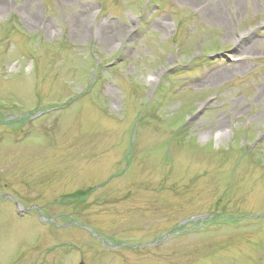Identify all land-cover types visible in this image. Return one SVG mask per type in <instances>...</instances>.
Returning a JSON list of instances; mask_svg holds the SVG:
<instances>
[{"label":"rangeland","instance_id":"1","mask_svg":"<svg viewBox=\"0 0 264 264\" xmlns=\"http://www.w3.org/2000/svg\"><path fill=\"white\" fill-rule=\"evenodd\" d=\"M0 186V264H264V0H0Z\"/></svg>","mask_w":264,"mask_h":264},{"label":"flooded vegetation","instance_id":"2","mask_svg":"<svg viewBox=\"0 0 264 264\" xmlns=\"http://www.w3.org/2000/svg\"><path fill=\"white\" fill-rule=\"evenodd\" d=\"M41 212L39 207L31 205L24 207L14 191L3 190L0 186V226L15 225L21 218H25L31 211ZM42 221L49 222L51 218L41 216Z\"/></svg>","mask_w":264,"mask_h":264},{"label":"bare ground","instance_id":"3","mask_svg":"<svg viewBox=\"0 0 264 264\" xmlns=\"http://www.w3.org/2000/svg\"><path fill=\"white\" fill-rule=\"evenodd\" d=\"M218 16V11H216L215 13H212V16Z\"/></svg>","mask_w":264,"mask_h":264},{"label":"water","instance_id":"4","mask_svg":"<svg viewBox=\"0 0 264 264\" xmlns=\"http://www.w3.org/2000/svg\"><path fill=\"white\" fill-rule=\"evenodd\" d=\"M221 56L223 55V54H220ZM216 57H219V55L218 56H216ZM81 264H85L84 262H81Z\"/></svg>","mask_w":264,"mask_h":264}]
</instances>
